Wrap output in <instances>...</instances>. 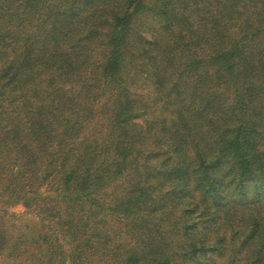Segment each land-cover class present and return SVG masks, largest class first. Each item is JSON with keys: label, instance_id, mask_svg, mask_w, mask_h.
<instances>
[{"label": "trees", "instance_id": "trees-1", "mask_svg": "<svg viewBox=\"0 0 264 264\" xmlns=\"http://www.w3.org/2000/svg\"><path fill=\"white\" fill-rule=\"evenodd\" d=\"M12 147L64 263L264 264V0H0Z\"/></svg>", "mask_w": 264, "mask_h": 264}, {"label": "rangeland", "instance_id": "rangeland-1", "mask_svg": "<svg viewBox=\"0 0 264 264\" xmlns=\"http://www.w3.org/2000/svg\"><path fill=\"white\" fill-rule=\"evenodd\" d=\"M131 74L135 75L133 71ZM136 87L141 96L150 92L148 96L153 97L150 84L143 79L136 81ZM18 120L24 121L22 117ZM25 152L0 148V264H67L54 254L68 249L67 239L50 214V196L55 195L57 186L50 174L44 177L37 172L31 177L36 170L23 163L28 161ZM10 190L18 195H9ZM43 253H48L47 257L43 258ZM86 253L89 256L84 264H97L98 253Z\"/></svg>", "mask_w": 264, "mask_h": 264}]
</instances>
